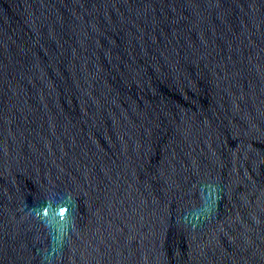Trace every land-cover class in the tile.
I'll list each match as a JSON object with an SVG mask.
<instances>
[{"label":"water","instance_id":"obj_1","mask_svg":"<svg viewBox=\"0 0 264 264\" xmlns=\"http://www.w3.org/2000/svg\"><path fill=\"white\" fill-rule=\"evenodd\" d=\"M0 264H264V0H0Z\"/></svg>","mask_w":264,"mask_h":264}]
</instances>
